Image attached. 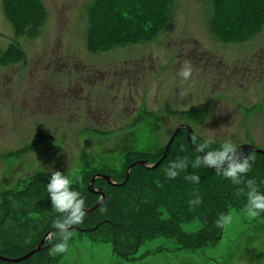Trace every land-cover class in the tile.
Here are the masks:
<instances>
[{
    "label": "rangeland",
    "instance_id": "374dc122",
    "mask_svg": "<svg viewBox=\"0 0 264 264\" xmlns=\"http://www.w3.org/2000/svg\"><path fill=\"white\" fill-rule=\"evenodd\" d=\"M167 1L0 0V249L17 244L18 256L42 242L15 263L264 264V216L244 199L223 218L218 241L194 248L186 237L201 226L186 220L203 198L195 210L173 198L159 212L169 224L162 236L136 238L125 225L111 239L104 227L88 233L93 220L81 215L75 230L50 236L49 251L47 234L36 242L43 208L59 203L50 181L67 188L86 166L121 177L143 155L159 167L179 151L170 143L179 126L190 130L180 140L201 150L264 151V0ZM96 204L88 214L107 207ZM173 225L180 239L169 237Z\"/></svg>",
    "mask_w": 264,
    "mask_h": 264
},
{
    "label": "trees",
    "instance_id": "16d2710c",
    "mask_svg": "<svg viewBox=\"0 0 264 264\" xmlns=\"http://www.w3.org/2000/svg\"><path fill=\"white\" fill-rule=\"evenodd\" d=\"M165 2L170 1L165 0ZM183 131L184 129H180L172 140V144L180 142L177 145L179 151L173 156L167 155L161 165L154 171H145L141 165H135L134 168L132 167L124 186L108 187L114 190L111 195L109 191L103 190L107 186L106 182L103 179L96 180L95 185H99L104 196L101 204H107L104 210H101L102 207H100L92 214L83 211L85 208L95 205L99 199V196L88 194L87 191V185L95 174L91 168L84 170V179H82L81 170L78 173H81V175L77 183L67 188L59 186L63 182L60 183L56 180L55 182L54 179L50 181L59 203L55 210L51 207L46 212L45 207L43 208V214L46 213L49 216L45 224L38 228L39 233L35 239H39V241L36 240V242L39 243L44 234L50 229L64 226L62 224L69 225L71 214L74 220L80 218L81 215L89 217L93 220L89 226L92 225L91 227H97L98 229L104 227L105 231L107 230V236L108 234L111 235V239H114L118 233L126 229V226L131 228V231L135 233L133 236H136V238L140 235L150 237L154 233L162 236V233L166 232L163 228L169 224L166 220H164V224L163 222L160 224L162 214L159 212L163 211L164 208L167 209L173 198L186 197L184 200H188L194 210L195 205L193 202L202 198L204 200V204L200 205L201 208L196 210V217L193 220H186L191 223L193 221L201 226V232L186 237L188 243L193 245L192 248L218 241L223 218L229 214L230 210L242 208L240 204L243 199L247 202L249 200L254 201V213L259 214L260 212L259 215L264 216V156L254 154L256 158H253L250 157V151L242 150L240 154L233 157V152L226 155L224 152L217 150L216 146L208 143H205L206 146L201 150L191 142L192 139L190 142L187 140L185 132V139L180 140L179 137L183 135ZM200 154L205 156V162L200 158ZM161 156L153 163H156ZM145 157L146 155L142 156V158ZM229 159L231 162L227 167L220 170L212 168V166L219 167L225 164ZM138 160H127L126 162H130L129 165ZM110 176L115 182H123L125 173L121 177ZM83 184L85 187H83ZM61 188L66 189V191L61 190ZM196 204H199V200L196 201ZM177 210L181 211V218L185 217L183 216L184 211L180 207ZM119 224H122V226L117 227ZM172 228L174 230L170 232L169 237L180 239L179 230L175 225ZM3 229V223L0 222V232ZM53 234L56 238L60 237V234ZM15 245L17 244L2 247L0 256L19 259L33 249L28 252L27 249L20 250L18 256H13L12 254L17 251L14 249ZM45 250L49 251L50 249L48 247ZM0 264L20 263L0 261Z\"/></svg>",
    "mask_w": 264,
    "mask_h": 264
},
{
    "label": "water",
    "instance_id": "95a60500",
    "mask_svg": "<svg viewBox=\"0 0 264 264\" xmlns=\"http://www.w3.org/2000/svg\"><path fill=\"white\" fill-rule=\"evenodd\" d=\"M187 131H188V133H189V129H187ZM170 143H171V141H170ZM242 149H246V150H251V148L249 147V146H244ZM238 151H240V150H238ZM235 157V156H234ZM233 158V157H232ZM201 159L204 161V159H203V157H201ZM231 160L229 159L225 164H224V166L225 165H228V162H230ZM137 164H144V162H136L135 164H133V165H137ZM132 166V165H131ZM130 166V167H131ZM158 166V164L157 165H155V167H157ZM147 169H149V167H146ZM128 172V171H127ZM102 178H104L110 185H114L110 180H109V178L108 177H106V176H101ZM95 176L91 179V181H90V185H89V187H88V190H89V192H94V193H96V194H98L99 195V197H100V199H99V201L97 202V204L96 205H100L101 204V202L103 201V198H104V196H103V194L100 192V190H98V191H93L92 189V187H93V184H94V180H95ZM127 179V175H126V178H125V180ZM121 185V184H120ZM92 209H84L83 211H86V212H90ZM72 228H74V224H73V218H71V225L68 227V228H53L52 230H50L48 233H47V236L49 235V234H51V233H53V232H59V231H64V230H69V229H72ZM42 244V242L40 243V245ZM40 245L38 246V248L40 247ZM38 248H35L34 250H32L31 252H29L26 256H24V257H21V258H19V259H9V258H5L6 260H7V262H13V263H15V262H20L21 260H24L25 258H28V256H30V255H32V254H34V253H36V251L37 250H39ZM36 250V251H35ZM2 257H0V259H1ZM3 259V258H2ZM4 259V260H5Z\"/></svg>",
    "mask_w": 264,
    "mask_h": 264
}]
</instances>
